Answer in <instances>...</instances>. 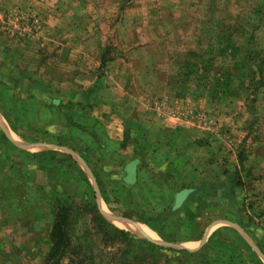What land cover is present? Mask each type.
I'll list each match as a JSON object with an SVG mask.
<instances>
[{"label":"rangeland","instance_id":"374dc122","mask_svg":"<svg viewBox=\"0 0 264 264\" xmlns=\"http://www.w3.org/2000/svg\"><path fill=\"white\" fill-rule=\"evenodd\" d=\"M57 205L59 264H264V0H0V264Z\"/></svg>","mask_w":264,"mask_h":264},{"label":"trees","instance_id":"16d2710c","mask_svg":"<svg viewBox=\"0 0 264 264\" xmlns=\"http://www.w3.org/2000/svg\"><path fill=\"white\" fill-rule=\"evenodd\" d=\"M181 193H183V191H181L180 194ZM68 213L69 208L66 205H57L49 232L50 244L41 264H59L64 253L68 249L70 245L66 231ZM108 227L112 228L116 233H123L122 231L111 227L109 224Z\"/></svg>","mask_w":264,"mask_h":264}]
</instances>
